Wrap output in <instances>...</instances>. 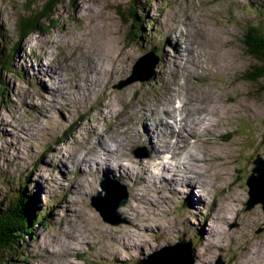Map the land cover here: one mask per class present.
I'll return each instance as SVG.
<instances>
[{
  "label": "rangeland",
  "instance_id": "1",
  "mask_svg": "<svg viewBox=\"0 0 264 264\" xmlns=\"http://www.w3.org/2000/svg\"><path fill=\"white\" fill-rule=\"evenodd\" d=\"M52 1L0 0V44L14 49L10 70L0 69V200L15 180L28 177L38 213L47 211L46 226L35 225V236L14 250L18 261L8 264H144L178 248L181 235L192 245L191 264H264V210L260 203L246 208L252 161L264 160V79L245 78L256 60L242 40L247 15L253 7L264 13V0H136L137 11L145 14L140 25L127 20L134 0H60L47 21L57 22L53 27L17 40L18 18ZM136 64L149 68L148 79L129 80ZM83 79L91 83L88 89ZM179 93L184 117L175 120L168 113V121L189 124L197 109L214 107L209 132L199 125L196 136L176 128L166 134L161 122L142 113ZM114 131L123 148L105 142ZM181 135L198 140L200 149H184ZM84 147L95 148L94 156L78 154ZM117 148L123 154L119 163ZM186 150L197 151L194 157L205 153L192 166L198 172L183 173L185 161H192L181 156ZM175 159L182 169L170 166ZM98 163L104 170L92 171ZM160 168L177 182L169 189L159 183ZM103 180L105 187L120 184L127 192L116 208L117 223L105 221L91 205L98 192L104 194ZM154 181L156 190L149 184ZM184 181H202L204 188L191 191L204 192L207 201L188 217L182 193L191 192L182 190ZM228 202L232 211L219 218L224 232L219 228L222 234L210 243L207 229L215 226L217 206ZM67 212L71 215L64 216ZM132 224L143 238L124 239L122 245L116 240L111 253L98 248L102 235L108 241L114 230L134 232Z\"/></svg>",
  "mask_w": 264,
  "mask_h": 264
},
{
  "label": "trees",
  "instance_id": "2",
  "mask_svg": "<svg viewBox=\"0 0 264 264\" xmlns=\"http://www.w3.org/2000/svg\"><path fill=\"white\" fill-rule=\"evenodd\" d=\"M138 1V0H137ZM60 0H53L50 4L39 6V10H27L26 15H22L16 22V37L21 40L32 33L44 32L53 27L57 22L50 25L47 21H51L52 10L59 4ZM136 0H134L133 11L129 13L127 20L130 24L134 22L140 25L145 19L144 12L141 14L137 11ZM254 13H249L246 18L247 26L243 29V45L246 47L247 53L256 60V64L251 66L249 74H244L251 82L264 79V13L259 7L252 8ZM137 33L140 29L137 28ZM133 42V41H131ZM14 49H5L4 44H0V69L4 71L10 70L8 61L13 58ZM6 62V64H4ZM12 71V70H11ZM1 93V92H0ZM66 133V131L64 132ZM65 136H60V141L65 140ZM47 153L50 147L44 149ZM11 192V191H10ZM39 201L28 186V177L20 178L13 182L12 192L9 196L0 200V263L8 264L9 262H17L19 257L14 253L18 247L26 243L28 237L35 236L34 226L44 225L46 221L43 218L47 215V211L38 213ZM2 257H4L2 259ZM121 263V262H119ZM117 263V264H119ZM124 264V263H121Z\"/></svg>",
  "mask_w": 264,
  "mask_h": 264
},
{
  "label": "bare ground",
  "instance_id": "3",
  "mask_svg": "<svg viewBox=\"0 0 264 264\" xmlns=\"http://www.w3.org/2000/svg\"><path fill=\"white\" fill-rule=\"evenodd\" d=\"M117 58V57H116ZM110 59H112V54L110 55ZM121 59V58H120ZM111 61H113V60H111ZM114 62H115V60H114ZM117 62V61H116ZM117 63H119V62H117ZM114 64V63H113ZM119 65V64H118ZM69 67H70V64H69ZM95 67V66H94ZM93 67V68H94ZM37 76H39V72H37ZM186 77H187V75H186ZM78 82L79 81H76V83L78 84ZM83 84H82V87L83 88H85V89H88L90 86H91V83H89L88 81H86L85 79H83ZM184 89H186V87H184V85L181 87V91H183V92H185V90ZM197 101H199V100H197ZM181 102H184L182 99H181ZM170 105V104H169ZM169 109H170V107H169ZM166 109V110H163V113H165V117H166V120L168 121L169 120V117H168V113L175 119V117H174V115H173V113H171V112H174L175 111V109ZM179 110V109H178ZM177 110V111H178ZM150 112L147 114L146 113V110H145V112L143 111L142 113H144V114H146V115H148L149 116V118H151V116H152V113H155V111L153 110V109H150L149 110ZM176 111V112H177ZM179 113H180V111H178ZM197 117L196 118H193L192 119V122L191 123H189V124H194V128L193 129H189V130H187V136L188 137H190V136H196V135H199L198 133H201V131L199 130V128H198V126L199 125H201V126H205V128H204V130L202 131L203 133H205V131H208L209 132V128L208 127H206L208 124H210L211 122H212V117H211V115H212V113L214 112V107H211V108H204V107H202V108H200V109H197ZM228 113V112H227ZM156 115V114H155ZM176 120V119H175ZM176 124V123H175ZM189 124H187V123H185V124H181V125H179V124H177L176 125V131L177 132H180V130H179V128L180 127H182V125H185V126H188ZM176 132V133H177ZM164 138V137H163ZM162 138V139H163ZM175 140V138L173 139V141ZM115 142L116 143V147H122L123 146V144H124V141H123V138H121V136H120V133L119 132H117V131H114V133L112 134V135H110V136H107V139H106V141L105 142ZM197 141L198 140H189L188 138H185V136L183 137L182 135L181 136H179V142H181L182 143V147L184 148V149H189V148H193V149H200V147H198L197 146ZM199 144H200V142H199ZM108 145H110L109 143H108ZM111 146V145H110ZM200 146V145H199ZM113 147V146H112ZM123 148V147H122ZM86 147H84V149L81 151V153H78V154H84V155H86V154H88L90 157H92V156H94L93 155V152H94V149L95 148H92V149H90L89 150V148H87L86 150ZM106 152H107V154H108V156H111V153H110V150L109 149H107L106 150ZM160 152H162V151H160ZM181 151L180 150H177V151H173V154L174 155H178L179 153H180ZM197 152V151H196ZM196 152H192V151H190V150H186V151H183V153H181V156H183V157H188V159L189 160H192L191 162H189L188 164L186 163L187 161H185V163L184 164H186V165H188L187 167H185L184 168V170H183V173H186V172H190V171H192V169L194 168V167H192V166H196L197 165V163L196 162H199L200 163V161H203V159H204V156H205V153H202V155H200L199 157H194L196 154ZM209 153H210V151H209ZM218 153V152H217ZM216 153V158H218L219 157V153L217 154ZM151 155L150 156H152V153H150ZM171 154V153H170ZM211 154V153H210ZM115 155H116V163L118 162V158L119 157H121L123 154H122V152H121V149H119V148H117L116 149V152H115ZM162 155H164V153L162 152ZM82 156L83 155H81V156H79L78 157V159H82ZM171 162V161H170ZM217 162V161H216ZM119 163V162H118ZM162 163H165V162H162ZM74 164H75V162H74ZM112 164H114V162L112 161ZM121 164H122V161H121ZM218 164V162L216 163V165ZM220 164H221V162H220ZM210 165V164H209ZM98 166H100V171H103L104 169H102L103 167L101 166V164L100 163H98V165H92V167H91V170L93 171V170H95ZM172 168H177V169H182V163L179 161V160H177V159H175V160H173V162L171 163V165H170ZM215 166V165H214ZM218 166H219V164H218ZM191 167V168H190ZM76 168V167H75ZM212 168H213V164H212ZM216 168V167H215ZM218 168V167H217ZM190 169V170H189ZM194 169H196L197 170V172H198V170H199V166L197 167V168H194ZM210 169H211V166H210ZM220 169V168H219ZM219 169H218V171H215V172H213V175L215 176V179H217V177H219L220 175H219V173H220V171H219ZM76 170H78V168H76ZM160 171H161V168L159 169ZM214 170V169H213ZM212 170V171H213ZM223 171V170H222ZM162 172H163V170L161 171V173H159V175L161 176H165L164 178L161 176H157L160 180H159V183H162V182H164V184H169V183H171V182H173V184H175V183H177L175 180H173V179H171V177H170V175L168 174V173H165V174H162ZM104 173H111V174H113V173H116L117 175L119 174V172L118 171H104ZM117 175H113V176H117ZM120 175H121V173H120ZM120 175H118V176H120ZM197 175H200V174H197ZM201 176V175H200ZM103 177H106L107 179L109 178L108 176H105V175H103ZM207 177H208V174H207ZM209 177H210V174H209ZM124 178H126V177H124ZM140 178H142V176H140ZM146 178V177H145ZM152 178V177H151ZM156 177H153L152 179H155ZM110 179H113V178H109V180ZM147 179V178H146ZM219 179V178H218ZM105 180H103L102 182H101V184H100V187H101V185L104 183L105 184V182H104ZM146 182H148L147 180H145ZM206 182H211V179H208V180H206ZM154 183V184H153ZM155 183H158V181L157 182H150L149 184H150V186H151V184H153L152 185V187L156 190V189H158V187H157V185L155 184ZM182 183V182H181ZM106 184H108V183H106ZM144 186H145V184H143ZM150 186H147V187H150ZM194 187H196L197 189H202V188H204V183L202 182V181H196L195 182V185H192V184H189V183H187V182H183L182 184H181V188H184V189H182V190H184V192H191L190 194L188 193V194H186V193H182L183 195H184V198L186 199V201H184L183 202V204L185 203V206H186V208H185V213H186V216H187V214L188 213H193L197 208H199V207H201V205H204L205 206V203L207 202L206 200H205V198H204V192H199L200 194L198 195V194H196V196H194L193 194H192V188H194ZM170 188V184H169V187H168V189ZM144 189H147L146 188V186L144 187ZM173 191L175 192V193H180L181 194V192H183V191H179L178 189H173ZM173 191H171L172 193H173ZM144 193V192H143ZM156 193L158 194V193H160L159 192V190L158 191H156ZM207 195V194H206ZM224 195H226V194H224ZM160 197V196H159ZM195 203H197L196 205H195ZM195 205V206H194ZM134 210V209H133ZM67 211H69V210H67ZM74 210H72V212H73ZM232 211V205H231V202L229 203H226V205H223V206H217V209H216V212H215V217L216 218H214L215 220V226H214V228L212 227V228H209V229H207L208 230V239H209V242L210 243H212V239H213V237H215V236H217L218 234H216V233H220V234H222V232H224V228H222V224H224V223H222V222H220L219 221V218L220 217H222L223 215H228V214H230V212ZM140 215H144L145 213H143V212H140L139 213ZM71 215V212H67L66 214H64V216H70ZM185 216V215H184ZM185 216V218L187 219V217ZM88 219V218H87ZM89 221H91L90 220V218L88 219ZM146 223H148V222H146ZM146 223L144 222V221H142V223H141V225L142 226H145L146 225ZM134 227H136V230L134 231V232H132L129 228H123V229H117V230H114V232H112L110 235H109V240L107 241V239L102 235L101 237H100V246L98 247V248H100V250L102 251V252H104V253H111V252H115V245L112 243V242H114V241H121V245L122 244H124V243H122V242H125V240L124 239H126V240H131L132 238H134V237H138V238H143V235L145 234L143 231H141L139 228H138V226L136 225V224H132ZM221 229V231L222 232H218V229ZM213 229V230H212ZM221 236L222 235H220L219 236V238L221 239ZM218 238V239H219ZM72 239L73 240H75V238H73L72 237ZM214 241V240H213ZM218 241V240H217ZM71 242V241H70ZM72 243V242H71ZM219 243V242H218ZM255 252H258L259 250L258 249H255L254 250ZM245 261H249L250 262V257H245ZM53 264H58V263H53ZM242 264H244V263H242Z\"/></svg>",
  "mask_w": 264,
  "mask_h": 264
},
{
  "label": "water",
  "instance_id": "4",
  "mask_svg": "<svg viewBox=\"0 0 264 264\" xmlns=\"http://www.w3.org/2000/svg\"><path fill=\"white\" fill-rule=\"evenodd\" d=\"M142 59H144V57H141L140 61ZM154 62L152 61L150 63L151 67ZM148 69L149 68L146 66L140 69L139 65L136 64L129 80L148 79L151 75V72H147ZM252 163L254 165L246 179V184L249 187V199L246 201V208H250L254 204L260 203L264 210V160L260 157H256ZM105 186L104 183L101 185V191H104V194L101 196L102 192H98V196L93 197L91 200V205L100 213L105 221L117 223L119 215L116 208L126 201L127 192L120 184L116 185L117 187ZM178 240V248L163 250L157 255L155 261L144 264H191V243L184 242L186 240L182 235Z\"/></svg>",
  "mask_w": 264,
  "mask_h": 264
}]
</instances>
